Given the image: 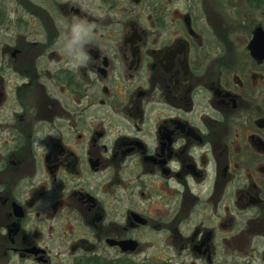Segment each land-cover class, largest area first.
<instances>
[{
  "label": "flooded vegetation",
  "instance_id": "flooded-vegetation-1",
  "mask_svg": "<svg viewBox=\"0 0 264 264\" xmlns=\"http://www.w3.org/2000/svg\"><path fill=\"white\" fill-rule=\"evenodd\" d=\"M87 4L0 0V264H264V0Z\"/></svg>",
  "mask_w": 264,
  "mask_h": 264
},
{
  "label": "clouds",
  "instance_id": "clouds-1",
  "mask_svg": "<svg viewBox=\"0 0 264 264\" xmlns=\"http://www.w3.org/2000/svg\"><path fill=\"white\" fill-rule=\"evenodd\" d=\"M82 8H87V0H73ZM98 39L97 25L81 16L72 17L71 21L61 26L57 45L67 57L65 67L75 73L81 68H88L92 63L89 46ZM89 75L94 76L93 72Z\"/></svg>",
  "mask_w": 264,
  "mask_h": 264
}]
</instances>
